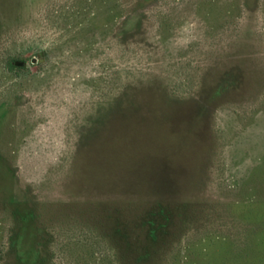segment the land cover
<instances>
[{
    "label": "rangeland",
    "instance_id": "rangeland-1",
    "mask_svg": "<svg viewBox=\"0 0 264 264\" xmlns=\"http://www.w3.org/2000/svg\"><path fill=\"white\" fill-rule=\"evenodd\" d=\"M0 264H264V0H0Z\"/></svg>",
    "mask_w": 264,
    "mask_h": 264
},
{
    "label": "trees",
    "instance_id": "trees-1",
    "mask_svg": "<svg viewBox=\"0 0 264 264\" xmlns=\"http://www.w3.org/2000/svg\"><path fill=\"white\" fill-rule=\"evenodd\" d=\"M25 60L17 56H9L5 59V68L12 72L22 69L24 67Z\"/></svg>",
    "mask_w": 264,
    "mask_h": 264
}]
</instances>
